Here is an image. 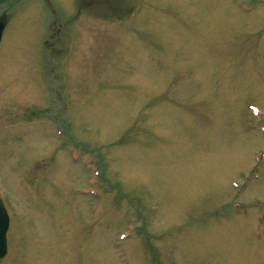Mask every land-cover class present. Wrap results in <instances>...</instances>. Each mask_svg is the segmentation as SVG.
<instances>
[{
  "label": "rangeland",
  "instance_id": "obj_1",
  "mask_svg": "<svg viewBox=\"0 0 264 264\" xmlns=\"http://www.w3.org/2000/svg\"><path fill=\"white\" fill-rule=\"evenodd\" d=\"M0 21V264H264V0Z\"/></svg>",
  "mask_w": 264,
  "mask_h": 264
},
{
  "label": "water",
  "instance_id": "obj_2",
  "mask_svg": "<svg viewBox=\"0 0 264 264\" xmlns=\"http://www.w3.org/2000/svg\"><path fill=\"white\" fill-rule=\"evenodd\" d=\"M4 28V22L0 21V38L2 35V30ZM8 216L7 212L4 210L3 204L0 201V258L3 257L6 253V229L8 226Z\"/></svg>",
  "mask_w": 264,
  "mask_h": 264
}]
</instances>
